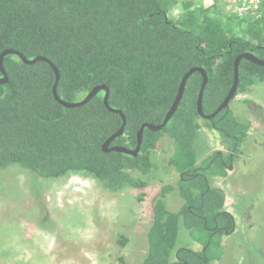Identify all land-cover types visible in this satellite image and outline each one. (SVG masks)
Instances as JSON below:
<instances>
[{"label":"trees","instance_id":"obj_1","mask_svg":"<svg viewBox=\"0 0 264 264\" xmlns=\"http://www.w3.org/2000/svg\"><path fill=\"white\" fill-rule=\"evenodd\" d=\"M176 7L180 14L173 16ZM6 49L28 59L48 58L59 70L57 92L65 101H81L95 86H108L110 107L126 117L122 136L111 146L134 149L140 126L162 123L191 68L207 74L202 106L209 115L232 86L235 58L251 53L264 60V0L257 17L243 19L218 7L206 9L198 0H0V54ZM3 65L8 82L0 84V169L17 165L43 179L82 175L110 193L141 189L153 168L152 153L166 136L176 179L162 185L153 199L140 264L222 259L221 239L233 231L234 218L225 210L224 191L211 179L228 176V167L241 158L251 124L230 108L201 118L199 72L189 77L166 126L158 132L145 129L133 156L102 149L122 124L105 108L104 92L84 106L65 108L53 97L55 74L49 64L26 65L7 55ZM259 84H264V67L242 60L236 96ZM203 126L219 135L228 152H214L198 165L195 139ZM171 193L175 205H181L175 211L165 203ZM179 223L200 251L176 248ZM125 241L121 236L120 245Z\"/></svg>","mask_w":264,"mask_h":264},{"label":"rangeland","instance_id":"obj_2","mask_svg":"<svg viewBox=\"0 0 264 264\" xmlns=\"http://www.w3.org/2000/svg\"><path fill=\"white\" fill-rule=\"evenodd\" d=\"M259 101L264 103V84L237 95L229 106L251 128L241 158L229 170L235 167V175L211 179L214 187L227 186L232 197L228 208L236 206L237 214L233 231L222 236V259L210 264H264V106ZM195 141L198 165L214 152H228L219 135L205 126ZM171 151L170 139L162 136L151 156L147 186L118 193L82 175L43 179L17 165L0 169V264H140L147 252L153 199L162 185L176 179L168 163ZM235 185L244 190L237 200L230 192ZM173 195L165 203L175 211L181 205H175ZM179 247L202 249L181 223Z\"/></svg>","mask_w":264,"mask_h":264},{"label":"water","instance_id":"obj_3","mask_svg":"<svg viewBox=\"0 0 264 264\" xmlns=\"http://www.w3.org/2000/svg\"><path fill=\"white\" fill-rule=\"evenodd\" d=\"M7 55L17 56L26 65H34L37 62H45V63L49 64L51 66V68L53 69L54 74H55V81H54L53 88H52L53 97L58 104H60L61 106L65 107V108H78V107L84 106L89 101H91L99 92H101V91L104 92L103 104H104L105 108L110 113L118 114L122 119V124H121L120 128L104 142L102 149L104 152L114 151V152L129 154V155H133V156H136L140 151L142 140H143L144 130L148 129V130L153 131V132L161 131L166 126V124L171 119V117L174 115V113L176 112V110L180 104V101L182 99L186 83H187L189 77L193 73L199 72L202 76V84L200 86V90H199L198 97H197V103H196L197 113L199 114V116L201 118L211 119V118H214L222 110L229 109L230 102L233 100V98H235L236 92L238 89V84H239V65H240V62L242 60H247L253 64L264 67V60L257 58L256 56H254L251 53H243V54L238 55L234 60V78H233L232 86H231L230 90L228 91L226 97L224 98V100L220 104V106L212 114H209V115L204 114L203 106H202L203 93H204V89H205L207 82H208L207 74L204 71V69H202V68H199V67L191 68L183 76V78L180 82V86H179L177 95L174 99V102H173L171 108L169 109V111L167 112V114L165 115L162 123H160V124H151V123L142 124L140 126L138 133H137L136 147L134 149H129V148L124 147V146H111L112 142L116 138L122 136V134L124 132L125 125H126V117L121 110L114 109V108L110 107V105H109V94H110V92H109L108 86H106V85L95 86L86 94V96L81 101H78V102L65 101L59 97L58 92H57V87H58V83L60 80V73H59L58 68L46 57L37 56L33 59H28L22 53H20L17 50H14V49H6L3 52H1V54H0V73H1L0 84H5L8 82V74H7V72L4 68V65H3L4 57ZM228 169L231 170L232 166L228 167Z\"/></svg>","mask_w":264,"mask_h":264},{"label":"built area","instance_id":"obj_4","mask_svg":"<svg viewBox=\"0 0 264 264\" xmlns=\"http://www.w3.org/2000/svg\"><path fill=\"white\" fill-rule=\"evenodd\" d=\"M198 3L204 8H221L226 15L235 18H247L258 16L260 13L262 0H198ZM180 9L174 8L172 15L178 16Z\"/></svg>","mask_w":264,"mask_h":264},{"label":"crops","instance_id":"obj_5","mask_svg":"<svg viewBox=\"0 0 264 264\" xmlns=\"http://www.w3.org/2000/svg\"><path fill=\"white\" fill-rule=\"evenodd\" d=\"M253 87H251V89H252ZM260 102V104L259 105H261V107H263L264 106V103H262L261 101H259ZM263 105V106H262ZM248 135H250V132L248 133ZM236 171V168L234 167L233 168V170L232 171H228V176L227 177H224V178H221V177H215L216 179L218 178V179H226V178H229V177H231L232 175H233V173ZM235 175V174H234ZM233 175V176H234ZM233 181H231V185L233 184L232 183ZM223 191H224V193H225V208H226V211L228 212V213H230L232 216H233V218L234 219H236V210H235V207L236 206H233L234 208H233V210H235V212H233V210L231 209V207L232 206H230L231 204H229V206H230V208H228V199H230L231 200V198L229 197V193H228V190H227V186L226 187H223L222 185H218ZM234 188H233V192L232 191H230L231 192V194H235L236 195V198L234 197V199L235 200H237V195L238 194H240V193H243L244 192V190H240V187H238L237 185H235V186H233ZM236 204V203H235ZM228 208V209H227Z\"/></svg>","mask_w":264,"mask_h":264},{"label":"flooded vegetation","instance_id":"obj_6","mask_svg":"<svg viewBox=\"0 0 264 264\" xmlns=\"http://www.w3.org/2000/svg\"><path fill=\"white\" fill-rule=\"evenodd\" d=\"M234 226H235V224H234Z\"/></svg>","mask_w":264,"mask_h":264}]
</instances>
